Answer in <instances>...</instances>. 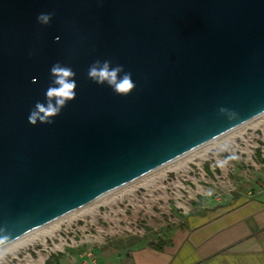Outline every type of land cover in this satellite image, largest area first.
Returning a JSON list of instances; mask_svg holds the SVG:
<instances>
[{"label": "water", "instance_id": "water-1", "mask_svg": "<svg viewBox=\"0 0 264 264\" xmlns=\"http://www.w3.org/2000/svg\"><path fill=\"white\" fill-rule=\"evenodd\" d=\"M54 64L77 96L31 125ZM262 115L264 0H0V249Z\"/></svg>", "mask_w": 264, "mask_h": 264}, {"label": "rangeland", "instance_id": "rangeland-1", "mask_svg": "<svg viewBox=\"0 0 264 264\" xmlns=\"http://www.w3.org/2000/svg\"><path fill=\"white\" fill-rule=\"evenodd\" d=\"M258 136L263 141L264 115L220 137L218 149L214 146L200 148L194 154L107 194L85 208L83 212L86 213L52 224L55 227L53 235L45 233L50 231L51 225L45 227L34 243L23 247L16 255H8L5 264H58L60 260L71 263L80 254L95 255L97 262L109 264L117 259L116 250L122 252L127 246L144 245L159 238L166 226L179 224L183 216L192 212L193 204L204 201L196 194L210 190L203 182V170L214 162L206 161L207 158L220 161L226 156L228 166H244L251 176L259 172V162L254 155L241 157L236 151L243 139L248 148L256 146ZM229 174V179L220 180L221 200L232 186L237 189L234 171Z\"/></svg>", "mask_w": 264, "mask_h": 264}, {"label": "crops", "instance_id": "crops-1", "mask_svg": "<svg viewBox=\"0 0 264 264\" xmlns=\"http://www.w3.org/2000/svg\"><path fill=\"white\" fill-rule=\"evenodd\" d=\"M256 139L249 154L257 158L263 173L251 176L244 166H228L226 156L217 171L206 165L208 178L203 182L210 190L196 194L204 201L193 204L192 212L179 224L166 226L159 238L116 250L117 259L109 264H264V200L258 195L264 192V139ZM233 171L237 189L232 186L221 200L220 180L229 179ZM87 255L58 264H80Z\"/></svg>", "mask_w": 264, "mask_h": 264}, {"label": "clouds", "instance_id": "clouds-1", "mask_svg": "<svg viewBox=\"0 0 264 264\" xmlns=\"http://www.w3.org/2000/svg\"><path fill=\"white\" fill-rule=\"evenodd\" d=\"M52 20L53 15L50 13H41L37 17L38 23L44 26L51 24ZM121 72H123L122 67L111 68L110 62L105 61L102 68L90 67L88 77L100 86L107 82L114 87V91L117 94H128L134 87L132 76L128 73L118 78ZM50 74L52 83L46 90L45 100L43 102L38 101L28 116V121L31 125L52 124L61 115L69 101H72L77 96L75 74L70 67L54 64Z\"/></svg>", "mask_w": 264, "mask_h": 264}, {"label": "bare ground", "instance_id": "bare-ground-1", "mask_svg": "<svg viewBox=\"0 0 264 264\" xmlns=\"http://www.w3.org/2000/svg\"><path fill=\"white\" fill-rule=\"evenodd\" d=\"M253 121V120H252ZM248 125V124H247ZM245 126V125H244ZM243 127V126H242ZM239 128H241V127H239ZM238 128V129H239ZM236 130V129H235ZM234 132V131H233ZM232 133V132H231ZM228 134H230V133H228ZM227 135V134H226ZM219 140L220 139H217V140H214V141H212V142H209V143H207L204 147H201V148H205V147H209V146H214V147H216V149H218L219 148V146H220V144H219ZM200 149V148H199ZM198 150V149H197ZM205 150V149H204ZM196 151V150H195ZM195 151H193V152H195ZM193 152H191L190 153V155L193 153ZM197 152V151H196ZM194 154V153H193ZM207 155V154H206ZM201 156V155H200ZM199 157V156H198ZM200 158H202V157H200ZM204 158V157H203ZM202 158V159H203ZM182 159V158H181ZM178 161V160H177ZM176 162V161H175ZM170 164H172V163H170ZM169 164V165H170ZM169 165H166V166H169ZM163 167H165V166H163ZM162 169V168H161ZM130 185V184H129ZM121 190V189H120ZM104 198L106 197V196H103ZM103 197H101V198H103ZM101 198H99V199H101ZM99 199H97V200H99ZM96 200V201H97ZM96 201H94V202H96ZM93 203V202H92ZM91 205V204H90ZM89 206V205H88ZM88 206H86V207H83V208H80V209H78V211H75V212H72V213H70V214H68L67 216H64V218L65 217H76L77 216V214L78 213H81V214H83V213H86V212H83L84 210H86L85 208H87ZM64 218H61V219H59V220H57V221H54V222H52V223H50V225H51V228H50V231H47V232H45L46 233V235H48V236H50V235H53V233H54V231L55 230H53V228H55V227H52V224H56V223H58V222H60L62 219H64ZM50 225H48V226H46V227H50ZM42 229H45V227H43V228H40V229H37L35 232H32V233H30V234H27V235H25V236H23L22 238H20V239H18V240H15V241H13V242H11V243H9L6 247H3V248H1L0 249V264H5V262H6V258L8 257V255H16V253H18L23 247H27V246H29V245H31L32 243H34L39 237H40V234H39V232H42L43 230Z\"/></svg>", "mask_w": 264, "mask_h": 264}, {"label": "built area", "instance_id": "built-area-1", "mask_svg": "<svg viewBox=\"0 0 264 264\" xmlns=\"http://www.w3.org/2000/svg\"><path fill=\"white\" fill-rule=\"evenodd\" d=\"M251 148H252V145H251ZM251 148H248L247 147V145H246V141H244V139L240 142V145H238V147H237V152H240L241 154H245L246 155V157H249V155H251V154H249L250 152H249V150H251ZM223 160V159H222ZM206 161H209V162H214V163H212L211 164V166H210V168L213 170V171H217L218 170V168H220L219 167V160H217V158H213V157H210V158H207L206 159ZM205 161V162H206ZM204 168V167H203ZM205 170H203L204 172H205V176H206V174H207V169L206 168H204ZM250 195H253V194H250ZM258 195H260V197H262V199L264 200V192H260ZM58 251H60V252H62V250H58ZM80 264H98V262H97V259H96V257H95V255L94 256H92V255H87V256H85V257H83L82 259H81V262H80Z\"/></svg>", "mask_w": 264, "mask_h": 264}]
</instances>
